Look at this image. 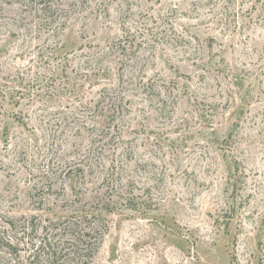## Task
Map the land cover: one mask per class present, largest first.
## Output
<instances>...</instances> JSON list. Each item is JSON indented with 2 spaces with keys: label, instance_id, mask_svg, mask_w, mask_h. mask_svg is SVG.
Here are the masks:
<instances>
[{
  "label": "rangeland",
  "instance_id": "374dc122",
  "mask_svg": "<svg viewBox=\"0 0 264 264\" xmlns=\"http://www.w3.org/2000/svg\"><path fill=\"white\" fill-rule=\"evenodd\" d=\"M86 215L91 264H264V0H0V264Z\"/></svg>",
  "mask_w": 264,
  "mask_h": 264
},
{
  "label": "trees",
  "instance_id": "16d2710c",
  "mask_svg": "<svg viewBox=\"0 0 264 264\" xmlns=\"http://www.w3.org/2000/svg\"><path fill=\"white\" fill-rule=\"evenodd\" d=\"M111 99L114 105L119 101L113 95ZM50 227L54 234L40 239L39 244L34 245V254L44 256L51 264H76V258H85L82 264H91L108 229L106 223L96 222L93 225L88 215L56 221Z\"/></svg>",
  "mask_w": 264,
  "mask_h": 264
}]
</instances>
